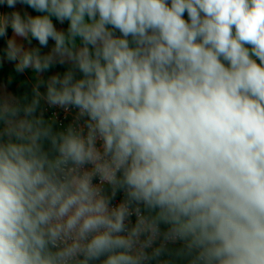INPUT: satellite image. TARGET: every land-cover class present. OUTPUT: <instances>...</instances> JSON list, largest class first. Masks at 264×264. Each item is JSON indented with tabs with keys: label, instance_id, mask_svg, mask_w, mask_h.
Listing matches in <instances>:
<instances>
[{
	"label": "clouds",
	"instance_id": "obj_1",
	"mask_svg": "<svg viewBox=\"0 0 264 264\" xmlns=\"http://www.w3.org/2000/svg\"><path fill=\"white\" fill-rule=\"evenodd\" d=\"M0 264H264V0H0Z\"/></svg>",
	"mask_w": 264,
	"mask_h": 264
}]
</instances>
